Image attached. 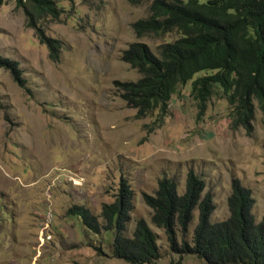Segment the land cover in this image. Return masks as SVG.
<instances>
[{
	"label": "rangeland",
	"instance_id": "rangeland-1",
	"mask_svg": "<svg viewBox=\"0 0 264 264\" xmlns=\"http://www.w3.org/2000/svg\"><path fill=\"white\" fill-rule=\"evenodd\" d=\"M151 2L61 0L60 20L45 24V36L59 41L58 59L17 0L0 3V54L17 60L25 79L22 84L0 67V264H132L113 255L114 230L94 232L70 211L84 206L105 223L103 206L116 200L123 179L134 192L126 233L132 236L137 219L145 218L159 234L161 257L152 264H210L172 251L164 229L152 223L144 194H154L165 176L182 193L189 171L199 174L204 193L214 196V221L230 216L228 198L238 177L253 191L257 221L263 218L264 114L258 104L252 134L232 127L222 90L201 113L193 82L211 70L179 87L161 121L158 111L138 118L122 99L115 81L141 77L123 61V51L144 41L158 52L180 37L176 31L137 36L133 24L150 15ZM198 215L195 210L187 240Z\"/></svg>",
	"mask_w": 264,
	"mask_h": 264
},
{
	"label": "trees",
	"instance_id": "trees-1",
	"mask_svg": "<svg viewBox=\"0 0 264 264\" xmlns=\"http://www.w3.org/2000/svg\"><path fill=\"white\" fill-rule=\"evenodd\" d=\"M4 0H0L3 3ZM134 5L150 0H129ZM150 15L134 22L138 37L147 34L180 33L175 41L162 43L158 52L144 41L132 42L122 59L137 69L138 80L115 81L121 97L137 109L138 118L158 111V121L168 113L173 95L201 71L211 74L193 82L192 96L201 113L210 99L222 90L231 105L234 129L255 130L257 104L264 114V0H151ZM44 41L51 57L59 58V41L45 35L48 20H60L61 0H17ZM0 67L10 69L24 84L19 62L0 54ZM21 84V85H22ZM206 190L205 180L193 169L184 192L176 180L163 177L154 194L144 200L152 208L151 221L163 228L172 251L197 254L210 264H264V216L257 221L251 188L233 178L228 198L230 216L214 221L216 203ZM134 192L123 179L116 200L103 206L105 223L84 206L70 211L80 214L94 232L114 230L113 255L132 264H152L160 257L159 234L145 218L137 219L132 236L126 232L132 221ZM199 211L192 241L186 236ZM183 234L179 240L178 229ZM101 249V247L99 248Z\"/></svg>",
	"mask_w": 264,
	"mask_h": 264
},
{
	"label": "clouds",
	"instance_id": "clouds-1",
	"mask_svg": "<svg viewBox=\"0 0 264 264\" xmlns=\"http://www.w3.org/2000/svg\"><path fill=\"white\" fill-rule=\"evenodd\" d=\"M48 227H49V225H48Z\"/></svg>",
	"mask_w": 264,
	"mask_h": 264
}]
</instances>
